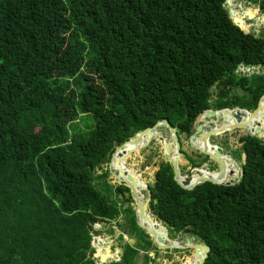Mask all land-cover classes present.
<instances>
[{
  "label": "trees",
  "instance_id": "trees-1",
  "mask_svg": "<svg viewBox=\"0 0 264 264\" xmlns=\"http://www.w3.org/2000/svg\"><path fill=\"white\" fill-rule=\"evenodd\" d=\"M225 1L0 0V264H96L92 227L121 216L136 243L109 264H153L129 190L105 166L158 121L181 146L204 111L254 109L264 71L237 70L264 68V31L240 30ZM239 142L231 185L181 188L165 161L148 184L151 214L170 237L206 244L205 264H264V141Z\"/></svg>",
  "mask_w": 264,
  "mask_h": 264
},
{
  "label": "water",
  "instance_id": "water-1",
  "mask_svg": "<svg viewBox=\"0 0 264 264\" xmlns=\"http://www.w3.org/2000/svg\"><path fill=\"white\" fill-rule=\"evenodd\" d=\"M228 0L225 1L226 10L228 16L240 30L248 33L244 30L240 23H238L241 13L236 12L235 16L231 12L229 5H226ZM245 12V11H244ZM245 18V15L242 16ZM259 66L253 67L258 68ZM244 68V67H239ZM244 69H251L245 67ZM248 76V75H247ZM264 93L258 98L254 109L247 111L240 108H224L219 110L209 109L201 113L195 122L192 123L186 140L189 147L195 150L200 156L207 157L210 162L216 163L217 165V177L210 178L203 174L204 170L210 171L207 167H192L189 169L186 176L181 174V146L179 138L176 133V129L173 128L166 120H161L155 123L154 126L144 129L143 131L136 134L129 141L124 142L115 149L112 159L108 166V170L112 176V182H117L118 186L124 185L130 193L133 202V212L135 216V223L138 228L144 231L150 238L152 244L160 251H193V257H199L197 264H205L210 249L209 247L197 240L196 237H188L185 234L179 237L172 238L169 236L167 228L159 222L152 214L149 208L150 191L147 184H143L142 190H138L137 183L142 181L134 174L130 169L129 173L121 169V161L119 159V153L126 146H131L129 153H132L136 149H143L152 140L162 139L164 141L163 156L165 162L169 163L172 172L173 180L181 188L190 190L195 188L198 184L203 182H211L213 184L220 185H231L238 180H232L235 176V170L230 166L228 160H233L231 155L223 154L217 145H211V138L230 135L231 133H237L238 131L246 132L250 138H256L257 140L264 141V136L259 133V121L264 119ZM206 115V116H205ZM225 117L230 120L226 124ZM161 127L163 129H161ZM164 130V132L162 131ZM164 134H168V137H164ZM231 136V135H230ZM168 142V143H167ZM201 144V145H200ZM240 144V142H238ZM137 146V147H136ZM245 156L243 155V158ZM236 176L242 175L243 170L240 166H236ZM157 170H155L156 173ZM155 175V174H154ZM195 175V178H193ZM226 180H220L222 178ZM219 179V181H218ZM149 222L160 223V227L163 230V235L159 234V227L156 226L151 228L147 226ZM106 226V223H102ZM146 225V226H145ZM98 236H104L103 233H96ZM93 239V238H92ZM90 241V246L94 249L93 240ZM111 244V240L109 239ZM107 252H112L110 246ZM151 255V253H149ZM94 258L99 264H106L102 262L103 255L95 253ZM184 258V257H183ZM186 258V257H185ZM119 261V256L115 262ZM110 262V261H109Z\"/></svg>",
  "mask_w": 264,
  "mask_h": 264
},
{
  "label": "rangeland",
  "instance_id": "rangeland-1",
  "mask_svg": "<svg viewBox=\"0 0 264 264\" xmlns=\"http://www.w3.org/2000/svg\"><path fill=\"white\" fill-rule=\"evenodd\" d=\"M226 5H229V8H230V5H232L230 10L233 9L235 10V12L241 13V15L242 13H243V16L245 15V22L249 26V28L246 29L248 32L259 34L264 31V11H260L258 5H256L250 0H231L230 2L227 1ZM246 9H248L250 12H244L246 11ZM243 69L244 68L238 69L237 73L240 75L245 74ZM249 70L250 71H248V74L253 75V74L261 73L262 71H264V68L258 67V68H251ZM81 120L86 122L85 118H82ZM161 129L163 128L161 127ZM162 131L164 132V130ZM259 133L264 136V119H262L259 123ZM230 135H226L230 139V140L229 139L226 140L227 141L226 143H222V144L219 143L220 139L223 137L222 135V136L214 137V140H210V144L219 146L224 155L225 154L231 155L233 160H228V163L229 164L231 163L230 166H233V165H234L233 167L240 166L244 159L243 155H241V159H239L238 154L236 152L233 153L232 151L240 149L241 145L238 144L239 139L241 137L246 136L247 133L243 131H238L237 133H231ZM164 137L167 138L168 134H164ZM163 149H164V141L162 139L152 140L148 144V146L141 149L139 152H136L130 155L126 163L128 167L134 172V174L142 182L148 185L153 181V178L155 176L154 175L155 170H157L159 162L165 161V158L163 156ZM181 150L188 156L190 154H198L195 150L189 147L187 140L184 137H182V140H181ZM201 157L202 156H200L199 159ZM182 167L184 168V172H182L181 174L182 176H186L191 166L188 164V161L187 159L184 158L183 154H181V168ZM204 167H208L210 171H217V165L213 162L204 163ZM111 178L112 176L110 174V177L108 179L109 183L112 185H117V182L110 181ZM232 180H238V176L236 175L233 176ZM104 193L108 194L107 191H104ZM129 204L132 205L133 207L132 202H129ZM124 223H125V220L123 216H121L119 220L111 222L107 224L106 226H103L102 224H95L92 227L95 233L91 235V239L95 237V242L100 241L102 237L106 238L107 242H109L108 238L111 240L110 248L112 250L113 256L110 258L109 260L110 262H115L114 261L116 258L115 256H119V259H120L121 252H122L121 250L122 244L128 243V244L133 245L136 243L134 238H130L129 235L124 233L121 227ZM153 224L158 225L160 229L159 231L163 232V230L160 227V223L156 222ZM98 232L103 233L104 236L96 235V233ZM120 236H122V241L119 240ZM98 247H100L101 249V245L98 244V246H96V251L98 252L94 251L93 258H94L95 253L98 255L100 254ZM172 252L178 253L181 256H187V258L189 259L193 258V251L177 250V251H172ZM198 259L199 257L197 258V261ZM109 261L106 264H109L110 263ZM184 262H185V258L184 259L181 258L180 261L177 262V264H184ZM96 264H99L98 261H96Z\"/></svg>",
  "mask_w": 264,
  "mask_h": 264
},
{
  "label": "bare ground",
  "instance_id": "bare-ground-1",
  "mask_svg": "<svg viewBox=\"0 0 264 264\" xmlns=\"http://www.w3.org/2000/svg\"><path fill=\"white\" fill-rule=\"evenodd\" d=\"M239 21H238V23H240V18L238 19ZM240 25H241V27L243 28V26H242V24L240 23ZM244 29V28H243ZM245 30V29H244ZM244 70V72H245V74H243V76H247V75H249L248 74V71H250L249 69H243ZM264 109V108H263ZM206 116V115H205ZM225 120H226V124H228V122H229V118L228 117H225ZM259 123H260V121H259ZM258 123V124H259ZM221 138V137H220ZM201 145V144H200ZM137 147V146H136ZM131 148V146H126V147H124L123 148V150L121 151V153H119V159H120V161H121V169H123V171L125 170L126 172H130L129 170H130V168L128 167V165H127V159H128V157L130 156V155H132V154H134V153H136V152H139L141 149H136V150H134L132 153H129L128 151H129V149ZM231 164V163H230ZM234 166V165H233ZM233 166H231L234 170H235V174L234 175H236V171H237V167H233ZM203 174L204 175H206V176H208V177H210V178H216L217 177V171H207V170H204L203 171ZM193 178H195V175H193ZM227 178L225 177H223L222 179H220V180H226ZM218 181H219V179H218ZM143 184H145L144 182H141V183H137V186H138V190H142V186H143ZM147 226H150L151 228H154V227H156V226H158V225H156V224H153V222H149L148 224H146ZM145 225V226H146ZM159 234H161V235H163V232L162 231H160L159 232ZM108 240H109V238H108ZM98 244L99 245H101V251L102 252H105V248H103V243H102V241L100 240V241H98V242H95V237L93 238V246H94V248H95V251H96V246H98ZM99 248V247H98ZM100 249V248H99ZM101 251H100V255H103V260H102V262L103 263H107L109 260H110V258H111V255H105V254H103V253H101ZM96 252H98V251H96Z\"/></svg>",
  "mask_w": 264,
  "mask_h": 264
},
{
  "label": "crops",
  "instance_id": "crops-1",
  "mask_svg": "<svg viewBox=\"0 0 264 264\" xmlns=\"http://www.w3.org/2000/svg\"><path fill=\"white\" fill-rule=\"evenodd\" d=\"M113 235V234H111ZM101 241L103 243V248H105V252H102L101 249H99V251H101V253L105 254V255H111V257L113 256L112 252H107V249H109L108 247L110 246V242H107V239L102 237ZM109 243V244H107ZM100 248V247H99ZM151 258H154L155 253L154 252H150ZM117 257V256H115ZM185 258V262L184 264H195L197 262V257H193L192 259L187 258V256H181L178 253H174L172 251H160L158 250V254L156 255V258L153 262V264H177L178 261H180L181 258ZM114 258V257H113ZM183 258V259H184ZM150 264V263H149Z\"/></svg>",
  "mask_w": 264,
  "mask_h": 264
},
{
  "label": "flooded vegetation",
  "instance_id": "flooded-vegetation-1",
  "mask_svg": "<svg viewBox=\"0 0 264 264\" xmlns=\"http://www.w3.org/2000/svg\"><path fill=\"white\" fill-rule=\"evenodd\" d=\"M229 138L227 137V136H225V135H223V137L220 139V144H222V143H226L227 141L226 140H228ZM211 140H214V138H211ZM230 140V139H229ZM219 147V146H218ZM220 148V147H219ZM220 150H221V148H220ZM221 152H222V150H221ZM233 152V151H232ZM189 157H192V158H196L197 160L199 159V157H200V155L199 154H190L189 155ZM202 158V157H201ZM200 158V159H201ZM206 162H209V163H211L209 160H207ZM206 162H204V163H206ZM204 163H202L200 166H202V167H204ZM216 164V163H215ZM191 166V165H190ZM200 166H197V167H200ZM191 168H192V166H191ZM190 168V169H191ZM205 168V167H204ZM208 168V167H207ZM209 169V168H208ZM218 169V168H217ZM189 171V170H188ZM187 174H188V172H187Z\"/></svg>",
  "mask_w": 264,
  "mask_h": 264
}]
</instances>
